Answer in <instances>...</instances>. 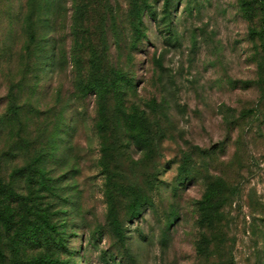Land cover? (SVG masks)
Wrapping results in <instances>:
<instances>
[{
  "label": "rangeland",
  "instance_id": "1",
  "mask_svg": "<svg viewBox=\"0 0 264 264\" xmlns=\"http://www.w3.org/2000/svg\"><path fill=\"white\" fill-rule=\"evenodd\" d=\"M0 264H264V0H0Z\"/></svg>",
  "mask_w": 264,
  "mask_h": 264
}]
</instances>
